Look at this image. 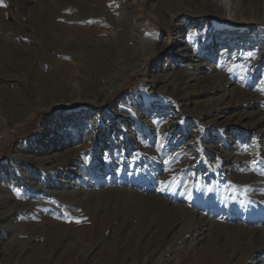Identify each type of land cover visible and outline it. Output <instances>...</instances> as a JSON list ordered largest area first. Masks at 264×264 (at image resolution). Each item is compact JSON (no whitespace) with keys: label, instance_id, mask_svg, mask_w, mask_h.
<instances>
[{"label":"rangeland","instance_id":"374dc122","mask_svg":"<svg viewBox=\"0 0 264 264\" xmlns=\"http://www.w3.org/2000/svg\"><path fill=\"white\" fill-rule=\"evenodd\" d=\"M69 1L2 0L0 4V75L6 71H15L18 76V84H5L0 80V119L8 126L7 134L0 139V189L5 188V192L0 193V211L6 209L1 205L5 193L11 197V204L17 198L22 199L24 195L30 194L32 198L29 199L32 202L43 204L46 201L51 206V218L70 224L74 219L82 218L90 224L88 216L83 218L82 209L89 208L93 212V201L100 191L106 190V186L107 189H123L127 198L134 188L164 187L160 182L165 171L162 157L178 155L181 173L176 180L165 186L166 189H162L161 195L174 197L175 206L184 211L183 216L188 219L189 224H204V221H207L209 225L204 229L197 228L193 237L176 232L174 237H171V244L176 249L170 252L169 245H164L162 252L156 256L166 259L163 264H180L183 260L193 263L194 259L200 256L204 260L208 259V262L218 252L221 264H264V249L252 254L251 248L254 244H240L237 239L241 228L253 227L262 230L255 238L264 242V1L249 0L245 4L244 14L254 17V20L236 22L221 13L220 7L215 8L214 13H206L207 7L203 0H131L133 25L138 26L140 31L131 27L129 14L124 13L125 6H121L123 4H119L118 0L114 1L110 4L111 7H106L107 16L109 14L112 23L102 36L113 39L116 43L121 38L118 31L125 28L128 47L134 54H140L138 62L141 65L137 69L131 68V60L127 58L123 61L122 55H116V59L112 60V67L114 66L116 72H121L124 78L118 88L107 97L106 102L94 104L86 101L66 105L68 102H62L56 95L64 90L72 93V96L68 97H75V93L69 89V85H62V81L57 77V83L52 86L53 91L49 95L47 91L51 87L43 78L38 80V76L33 74L39 66L38 62L34 63L33 58L39 52L45 53L46 56L49 51V34L53 22L47 5L50 4L53 8H67L73 6L67 3ZM222 1L232 4L231 0ZM176 7L183 8L185 14L173 15L171 12ZM179 28L183 30L178 32ZM206 38L209 42L204 44ZM146 40L152 43L147 46L144 42ZM186 40L189 43L188 54L192 57L190 61L174 55L178 42ZM255 45L258 46V51L254 52L252 47ZM108 46H111V43H108ZM120 52L122 53L123 49ZM249 57L250 59H247ZM193 66H198L197 71L203 72L198 73L196 78L208 76L215 70L222 71L223 66L229 74L225 79L230 83L232 79L237 81L238 89L233 88V91H230L235 95L233 100H229V108L214 119L192 121L189 117L195 108L191 102L192 95L188 97V101L178 103L172 95L161 92L163 83L160 80L165 74L170 75L175 69L187 74ZM95 74L96 72L91 71L93 79L89 84L90 88L85 90L88 99L99 98L98 93L105 85V79ZM195 81L193 80L192 84ZM75 83L79 86V82ZM132 84L136 85L129 87ZM193 87L191 85L185 88L183 95L192 94L196 90V86ZM85 88L81 86L79 92L82 93ZM214 95L206 93L201 97L196 95L194 99H204L208 105ZM238 96L239 100L255 98L256 104L247 106L238 103V106L234 103ZM126 97L128 99L122 101ZM19 98H23L22 101ZM17 100L21 101L20 107L23 111L28 114L33 111L30 118L20 120V123L11 110ZM119 102L123 105V112L129 116L126 121L110 115V112L119 109ZM205 102L199 107L203 108ZM254 110L255 120L263 121L256 125L257 128L251 127V123L246 121L247 117L238 113ZM162 111L170 113L162 115ZM84 113L88 114L83 115ZM155 118L159 120L158 123L165 119L161 123L168 126L159 130L146 125L147 121L151 120L152 123ZM236 118L239 119L238 122ZM102 121L106 127L102 126ZM227 121H236L238 124L222 126ZM38 128L56 130L57 133L53 136L47 135L46 137L50 138L45 139L41 146L38 145L39 150L36 149L38 146L31 144ZM99 133L103 135L100 136ZM52 143L53 148L49 149ZM20 144L23 146L19 147ZM84 144L87 145L85 151L82 150ZM91 147L92 152H89ZM242 147L248 150L255 163L246 162L235 170H227L235 154L242 152ZM67 150H76L75 153L80 152L79 154L83 155L80 157L82 160L78 161L83 170L77 174L66 176V173L37 170L33 163V159L39 154H48L57 160L62 158V155H67ZM153 150L156 151L151 155L146 154ZM107 151L118 154L121 159L113 158ZM71 167L74 171L77 168L74 165ZM28 185H33L34 191L30 190ZM51 191H54L53 195L74 192L78 200L75 206L69 204L63 207L51 196ZM43 193L46 196L40 195ZM11 204L7 206V211ZM16 213L12 215L14 219L12 217L0 220V264H18V258H14L15 253L12 250L16 246L12 245V241L16 240L11 238V232L18 223L25 226L24 236L21 237L24 240L18 243L22 264H34L31 258L43 250L44 243L33 245L29 255L27 244L34 240L31 237V228L35 222L42 219L39 217L42 213L32 216L25 214L21 220ZM217 222L224 223L225 226ZM212 225L213 237L219 240L220 245L209 243V229ZM185 226L186 229L193 228ZM196 226L194 224L195 228ZM106 236L113 237L114 234ZM27 237L30 239L27 240ZM125 237H129L128 233L124 234L119 246H128L130 250H135L128 260L129 264H153L148 262L145 255L136 253V239L129 242ZM181 237L183 243L179 242ZM42 240L43 238L39 239L40 242ZM72 242L74 240L71 238L68 246H72ZM91 244L92 241L81 245L91 247ZM231 245H234L235 255L232 254ZM104 251V247L95 250L96 259L101 260L100 264L103 263ZM123 256L120 255L118 260H123ZM64 257V264H74L72 255H62L61 259ZM210 263L215 264L210 261L206 264ZM51 264H60V261L53 259Z\"/></svg>","mask_w":264,"mask_h":264},{"label":"bare ground","instance_id":"6f19581e","mask_svg":"<svg viewBox=\"0 0 264 264\" xmlns=\"http://www.w3.org/2000/svg\"><path fill=\"white\" fill-rule=\"evenodd\" d=\"M114 1L117 0H88V1L70 0L67 3L70 5L72 4L73 6H69L67 8H53L49 6L50 4L47 5L46 7L48 9L47 11L48 14L50 15V19L53 22V26H51L52 29H50L51 32L49 34V51L48 53H46V56L44 55L45 53L39 52L38 53L39 55L37 54V56L33 58L34 63L38 62L37 64L39 65V66L37 65L39 69H37L38 67H36L35 69L37 71H35L33 74L38 76V80L43 78L44 82L51 87V88L49 87L50 90L48 89L47 91L49 92V95L52 94L51 91H53V87H54L53 85L57 83L56 81L57 77L59 80L62 81L61 82L62 85H69V89H72V91L75 93L74 94L75 97H68V96H72V93L69 91H68L69 93L65 92L64 90L65 88L63 89L64 92L62 90L63 93H59L58 95H56L57 97H59L58 99L61 100L62 102H68V104L66 105L69 104L76 105L80 103H85L86 101L94 104L97 103L99 104L104 101L106 102L107 97L111 95L118 88L119 84L124 78L121 72H116L114 66L112 67L113 65L112 60L115 58L116 55H120V56L122 55L124 57L123 61L124 60L126 61L127 58L128 60H131L132 61L131 68L137 69L141 65V63L138 62L140 54H134L133 50L130 47H128L129 46L128 40L124 32L125 28L124 30L121 29L122 31H118V36L121 38L117 40L116 43L114 42L113 39L110 38L107 39V37L102 36V34H106V29L112 23L108 17L109 14L107 16L106 7H111ZM118 1L119 4H123L121 6H125L124 13L130 15V16L128 15L129 18L128 20L131 24V27L138 28L137 30L140 31L138 26L133 25L134 21L131 17V12H130L133 6L131 0H118ZM231 1L232 4L231 3L228 4L227 3L228 1L226 2L222 0H203L205 7H207L205 12L214 13L215 8L217 9L218 7H220L221 13H224V15L230 17L236 22H244V21L251 22L254 20V17L244 14L245 4L249 0H231ZM251 1L252 0H250V2ZM182 9L181 7L179 8L176 7L175 9L172 10L171 13L176 16L179 15L183 16L186 11H183ZM197 25L200 26V24ZM179 29L180 30H178V32H181L183 30L181 28ZM139 38L141 39V37ZM207 38H206V43L204 42V44H207L209 42ZM144 42L147 44V46H149V44L152 43V41H148V40ZM108 43L109 44L111 43V46H108ZM188 48H189V43L187 42V40L180 41L178 42L177 47L174 49V55L180 59L190 61L191 60L190 58L192 57L188 54ZM121 49H123L122 53L120 52ZM252 51L254 52L258 51V46L256 45L253 46ZM249 55L251 56V53H249ZM247 59H250V57ZM197 69L198 66H193V69L189 70L187 74L181 73L179 69H175L176 71L170 75L165 74L161 80L158 79L163 83V88L161 92H163L164 94L172 95V97H174V99L178 103L180 101L181 102L185 100L188 101L189 100L188 97L190 98L191 97L190 95H192L193 99L191 98V102L195 105L192 114L189 115L192 121L214 119L218 117L219 114L222 113L225 109L229 108V103H230L229 100L230 101L233 100L234 99L233 96L235 95V94L233 95L231 92L233 91V88L236 90L238 89L237 81L235 80L233 81L232 79V82L230 83L228 79H225L226 75L229 74L228 71H225L223 66L221 67L222 71L215 70L212 74H209L210 76L209 75L200 76L198 78H196V76L201 71H197ZM91 71L96 72L97 75L105 79V85L103 86V88H101L100 93H98L100 94L99 98L89 96L90 99H88V97L85 95L86 94L85 90H88L87 88H90L89 84L90 82H92L91 79H93L92 76L90 75ZM14 72L7 73L6 71V73H2L0 75L1 82H5V84L17 83L18 76ZM193 80H196L194 84H192ZM75 81L79 82V86L76 85ZM191 85L194 87L196 86V90L194 91L195 93L192 92V94L189 95L187 94L188 96L183 95L184 89L187 87H191ZM81 86L82 88L86 87L84 90H82V93L79 92V88H81ZM60 88L62 87L60 86ZM206 93L215 94L214 95L215 97L213 98L212 102L209 103L208 105L206 104L204 99L203 100L194 99V96L199 95L201 97V95L203 96ZM81 94H83L84 96H82ZM127 99L128 97H126V99H123L122 101ZM235 99L236 101H234V103L236 104L238 103L241 105L246 104L247 106L250 104H254V105L256 104L255 103L256 99L255 98L252 99L251 97L249 99L246 98L244 100L243 99L239 100L240 97L238 96ZM21 101L17 100V102L15 103V105L12 106L11 109L13 110L12 113L16 116V118L18 117L17 120L19 123L20 120L23 119L26 120L30 118V116L33 114V111L30 112L29 114L23 111V108L20 107ZM121 102H119L118 104L119 109L110 112V115H114V117L119 119L122 118L123 121H126L129 119L128 118L129 116L126 115L125 112H123V105ZM204 102H205L204 107L200 108L199 106L201 105V103L203 104ZM50 105H51V101H50ZM255 111L256 110L251 112H242V113L238 112V113L240 115H245V117H247L246 121L251 123L249 124L251 127L257 128L256 125H259L260 122L262 123L264 120L263 121L261 120L257 121V119L255 120V115H254ZM166 113H170V112L162 111L161 114L164 115ZM87 114L88 113H84L83 115H87ZM154 115H156V113ZM262 119L264 118L262 117ZM158 121L159 120H156L155 118L152 121L153 124L151 123L150 120L146 122V125L148 124L149 126H153L155 128H158L159 130L162 127L168 126L165 125L164 123H161L165 121V119H162L160 123H158ZM238 121L239 119H237V122ZM237 122L227 121L224 122L222 126H227V125L235 126ZM241 124L244 125L242 122ZM49 126L51 127V125ZM102 126H105L104 121H102ZM7 127H8L7 124H5V122L0 119V139H2V137H4V135L7 134L8 132V130L6 129ZM136 131L138 132V129H136ZM193 131L194 130H192V132ZM43 132L44 134H42ZM55 133L56 130H49V129L47 130L45 128L43 129L38 128V130L34 133V136L32 137L33 140H31L32 141L31 144H34L35 146H38L40 144L41 146L42 142H44L45 139L50 138V137H46L47 135L50 134L51 136H53L55 135ZM99 134L100 136L103 135L102 133ZM99 144L102 145V142H100ZM52 145L54 144L52 143L51 146ZM21 146L23 145L20 144L19 147ZM40 146H38V148L36 147V149L39 150ZM86 146L87 145L85 144L83 145L82 147L83 151L87 150ZM52 148L53 146L50 147L49 149ZM168 148L170 149L171 147ZM172 148L174 149L175 146H173ZM242 149H243L242 152L240 153L238 152L231 159L232 160L230 162L231 164L227 166L226 168L227 170H235L238 168V166L246 162L255 163L251 155L248 154V150H245V148L243 147ZM82 150H80L81 153ZM154 151L156 150L149 151L146 154L151 155L152 153H154ZM75 152L76 150H67V152H65L67 155H62V158L57 160L52 159V156L48 154L46 155L39 154V156L33 159V163L35 164L37 170H47L50 171L51 173L54 172L57 174L66 173L65 174L66 176L70 175L71 173L77 174L79 171L83 170V168L79 166V162H78L82 160L80 157L83 155L79 154L80 152L78 153L79 155ZM89 152H92V147L90 148ZM142 152L144 151L142 150ZM107 153L108 155L110 154V156L113 155V158L116 159L120 158L118 154L111 153L108 151ZM178 158H179L178 155L174 157H168L167 155H164V158L162 157V160L164 161V165H165L164 167L165 171L163 172L164 174L160 178V182L162 183V185H164V187L160 188L158 186L157 187L151 186V187H146L147 189L134 188L135 190H132L129 193V197L127 198L125 195V191L123 189H113V188L107 189L108 186H106V190L104 189L103 191H100V193L96 196V199L93 201L95 206L94 208L95 210L93 212H91L90 211L91 209L89 208H87L86 210L82 209V211L84 212L83 218L88 216L89 217L88 220L90 224H87L86 221L82 218L74 219L73 221H71L72 224L64 223L61 222L60 220L53 219L51 218L50 215L51 206H49V204L46 203V201L43 204L40 203L36 204L32 202V200L29 199L32 198L30 194L24 195L22 199L17 198V200L11 204V197L7 195V193H5L3 199H1V205L4 206L6 209L5 211H0V220L12 218L13 217L12 215H14L16 212L20 220L23 217H25L23 216L25 214L28 216H32L35 214L42 213V215H39V217L42 219L39 222H35V225H33V227L31 228V233L33 235L31 237H33L34 240L32 239L33 241H30L31 244L30 243L27 244L28 245L27 255H29L30 254L29 251L32 249L33 245L44 243L43 250L40 253L35 254L31 258L34 264H51V261L53 259H58V262L60 261V264H64L65 257L61 259L62 255H72L73 258L71 259L73 260L74 264H89V262L90 264L91 263L93 264V262L100 264L99 262H101V260L98 261L97 260L98 258L96 259L95 250L96 249L100 250L102 247L105 248L102 264H129L128 260L132 252L135 250L134 249L130 250L128 246L126 247H123V245L119 246V243L123 240V236L126 233H128L129 236V237H125L126 241L131 242L130 240H135V239L137 240L136 242L137 254H141V256L145 255L148 262H151L153 264H161V263L163 264V262L166 259L164 258L161 259L160 256L158 257L156 256V254L158 255V253L162 252L163 250L162 247L164 245H169L168 250L170 252H173L176 249L171 244V237L176 232L184 233L185 236L188 235L189 237H193L197 228L204 229L205 226L209 225V222L207 223V221L206 222L204 221V224H202L203 223L202 222L201 223L202 225L197 222H193V224H189L188 219H186L183 216L184 211L180 210V208H177L179 206H175L176 200L174 199V197L172 196L169 197L168 195V197L166 196L167 199L165 200L166 197L161 195L162 189L164 190L165 186L167 187L172 180H176L179 177L178 175L181 173L180 172L181 165H180V160ZM89 160L90 158L87 161ZM92 162L93 160L90 162V164ZM71 165H74L75 167L77 166L75 171L73 170L74 168L71 167ZM89 170L92 171L91 168H89ZM33 173L34 172H32V174ZM33 175L35 176V174ZM33 185L32 186L28 185L30 187V190L32 191H34ZM3 192H5V188L2 190L0 189V193L3 194ZM167 192L168 191H166V194ZM50 193H52L51 196H54L55 200H57L59 204L63 207L69 204L75 206L78 200L77 195L74 192L73 193L62 192L60 194H56L57 196L53 195L54 191L53 192L51 191ZM40 195H44V193ZM26 196H28V198H25ZM4 203L5 205H3ZM9 204H11V208L8 209L7 211V206H9ZM39 205L41 207H39ZM76 207H80V206H76ZM217 223L220 224L221 226H225L224 223L221 222H217ZM194 224L197 225L196 228L194 227ZM185 225L193 228L186 229ZM214 226H216V224ZM214 226L212 225V228L209 229L210 234L208 240L210 244L211 243L219 244V240L213 237ZM24 231H25V226L20 225L18 223L17 226L15 224V227L13 229L14 233L11 232V236H12L11 238L16 240L15 242L12 241V245L16 244V246L13 247L12 250L15 253L14 258H18L17 259L18 264H22V259H21L22 255H21V251L18 250L19 249L18 243L19 241L24 240L23 238H21L24 236L23 234ZM107 231L108 233H106ZM259 231L261 232L262 230H259L257 228L255 229L253 227H244L243 229L241 228V230L239 231V236L237 239L239 240L240 244H244L246 242L249 243L252 242V244H254V246L251 248L252 254H256L257 252H260L261 250L264 249V242L261 240H257L255 238V235L258 234ZM110 234H114V236L105 237V235H110ZM40 238H43L42 242L39 241ZM71 238L72 240H74V242L70 244L72 246H68V243L71 241ZM105 238L107 240H105ZM26 239L28 240L30 238L27 237ZM182 240L183 238L179 242L183 243ZM90 241H92L91 247L89 246L86 247L84 245H81L84 242L90 243ZM97 241L98 243H96ZM230 249H232L231 250L232 254L235 255L234 245H231ZM45 251H49V253H46ZM0 254H2L1 251ZM120 255H124L123 260H118V257ZM230 257H232V255ZM219 258H220L219 253L216 252L214 257L209 259V261L215 264H221ZM207 260L208 259L204 260L200 256L195 258L193 263H188L187 260H183L180 264H206L209 262V261L207 262Z\"/></svg>","mask_w":264,"mask_h":264},{"label":"trees","instance_id":"16d2710c","mask_svg":"<svg viewBox=\"0 0 264 264\" xmlns=\"http://www.w3.org/2000/svg\"><path fill=\"white\" fill-rule=\"evenodd\" d=\"M149 28V27H148ZM136 84L129 85V87H134ZM128 88V87H127Z\"/></svg>","mask_w":264,"mask_h":264},{"label":"snow or ice","instance_id":"6c2138e0","mask_svg":"<svg viewBox=\"0 0 264 264\" xmlns=\"http://www.w3.org/2000/svg\"><path fill=\"white\" fill-rule=\"evenodd\" d=\"M0 4H2V0H0ZM6 6V5H5ZM77 222H79V221H77Z\"/></svg>","mask_w":264,"mask_h":264}]
</instances>
